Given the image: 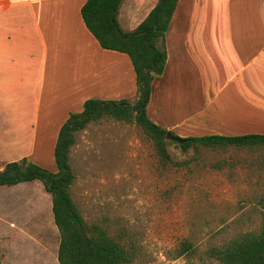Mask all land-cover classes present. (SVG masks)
I'll return each instance as SVG.
<instances>
[{"label":"crops","instance_id":"crops-1","mask_svg":"<svg viewBox=\"0 0 264 264\" xmlns=\"http://www.w3.org/2000/svg\"><path fill=\"white\" fill-rule=\"evenodd\" d=\"M158 1L125 0L122 28L135 30ZM86 2L0 0V170L53 156L71 113L90 99L126 100L128 86L135 88L130 58L104 50L86 27ZM166 47V70L154 81L148 106L155 124L183 139L264 134V0H180ZM136 100L135 93L130 101ZM36 183L0 187L2 264H59V242L48 251L58 232L47 217L50 195ZM15 193L20 205H39L32 222L43 238L11 213ZM33 195L32 203L27 196Z\"/></svg>","mask_w":264,"mask_h":264},{"label":"rangeland","instance_id":"rangeland-1","mask_svg":"<svg viewBox=\"0 0 264 264\" xmlns=\"http://www.w3.org/2000/svg\"><path fill=\"white\" fill-rule=\"evenodd\" d=\"M144 18V15L134 17V24ZM124 19L129 17L125 15ZM190 81L197 83L196 78ZM136 88L132 91L128 86L126 100L130 101L137 94ZM173 105L177 103L174 101ZM215 130L200 131L212 133ZM169 151L172 161H162L154 143L136 124L111 119L93 123L77 134L71 151L76 174L73 198L90 224L108 227L114 236H121L137 246L140 256L134 264H189L188 258L174 257L185 240L199 248V256L193 263L220 264L206 258L205 251L261 228L264 148L201 149L183 154L170 147ZM38 162L45 169L58 172L54 154L51 157L46 154ZM36 184L43 188L40 182ZM27 197L31 202L37 200L35 195ZM49 198L52 207V198ZM12 199L15 205L11 213H16L17 220L21 216L32 228L37 227L32 233L43 238V229L32 222L38 217L40 210L36 207L39 205H20L17 193ZM47 217L56 229L52 210ZM55 234L53 244H48L49 252L56 243L60 245L59 233ZM33 249L26 248L29 254Z\"/></svg>","mask_w":264,"mask_h":264},{"label":"trees","instance_id":"trees-1","mask_svg":"<svg viewBox=\"0 0 264 264\" xmlns=\"http://www.w3.org/2000/svg\"><path fill=\"white\" fill-rule=\"evenodd\" d=\"M124 2L87 0L81 14L86 27L104 50L130 58L136 74L137 100L133 103L128 100L90 99L85 102L82 112L71 113L59 131L55 146L57 173L29 158L11 162L0 170V187L40 182L51 196L54 223L60 236L59 264H134L140 256L132 241L114 236L108 227L101 224H90L73 198L76 174L71 163V151L76 145L77 134L89 125L105 119L136 124L154 143L159 158L164 162L172 161L170 147L183 154L201 149L264 148V134L190 137L183 143L167 138L170 132L150 119L148 106L153 83L166 70V35L180 0H159L133 31H125L119 21ZM198 256L199 248L190 240L183 241L174 255L176 259H190L189 264H195L193 260ZM205 257L220 264H264V214L258 231L246 232L221 245L211 246L205 251Z\"/></svg>","mask_w":264,"mask_h":264},{"label":"water","instance_id":"water-1","mask_svg":"<svg viewBox=\"0 0 264 264\" xmlns=\"http://www.w3.org/2000/svg\"><path fill=\"white\" fill-rule=\"evenodd\" d=\"M167 138L169 140H172V141H175V142H178V143H183L185 141V139H183L181 137H177L176 135L172 134L171 132L168 133Z\"/></svg>","mask_w":264,"mask_h":264}]
</instances>
